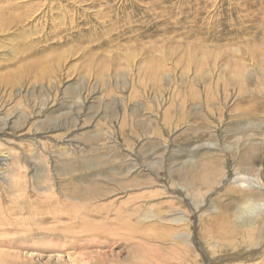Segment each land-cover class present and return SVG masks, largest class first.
<instances>
[{"label": "rangeland", "instance_id": "374dc122", "mask_svg": "<svg viewBox=\"0 0 264 264\" xmlns=\"http://www.w3.org/2000/svg\"><path fill=\"white\" fill-rule=\"evenodd\" d=\"M110 1L51 0L17 24L0 0V186L14 198L0 192V264H264V216L234 218L248 192L264 203L263 188L220 183L238 172L264 185V0ZM62 4L79 25L57 43ZM144 58L167 60L165 84L140 71ZM15 182L94 193L58 196L56 231L21 230L48 196Z\"/></svg>", "mask_w": 264, "mask_h": 264}, {"label": "bare ground", "instance_id": "6f19581e", "mask_svg": "<svg viewBox=\"0 0 264 264\" xmlns=\"http://www.w3.org/2000/svg\"><path fill=\"white\" fill-rule=\"evenodd\" d=\"M14 1V3H13V5H12V9H11V12H13L14 14H13V17H12V21H17V24L19 23V22H21V21H26L28 18H34V17H37L36 16V13L38 12V13H40V11L41 12H43L44 10V13L46 12V7L48 8V10H51L50 9V2H51V0H13ZM62 1H67L68 3H70V5L72 4L73 6L74 5H77L78 4V2H77V0H62ZM84 1V0H83ZM93 1V0H92ZM97 1H99V3L98 4H101L102 2H105L106 4H107V2L108 1H110V0H97ZM117 1H120V0H117ZM215 1V0H214ZM237 1H239V0H237ZM66 2V3H67ZM111 2V1H110ZM113 2V1H112ZM240 2H242L241 0H240ZM67 3V4H68ZM104 3V4H105ZM103 4V3H102ZM110 4V3H109ZM112 4H114V2L112 3ZM111 4V5H112ZM234 4V3H233ZM241 4V3H240ZM240 4H239V6H240ZM3 5H4V3H3ZM54 6V5H53ZM107 6V5H106ZM235 6H236V4H235ZM75 7V6H74ZM95 7V6H94ZM104 7V6H103ZM216 7L217 6H215V9H216ZM259 7V6H258ZM98 8H100V7H98ZM109 8V7H108ZM112 8V7H111ZM105 9H106V7H105ZM110 9V8H109ZM69 9H68V6L66 5V4H62V6H60V11H61V15H59V17H55L54 18V20L56 21V22H58V26H57V28H58V30H56V33L54 34V39H55V41L57 42V43H59V42H61V43H64V41H66L67 42V40H70V41H73L74 39V32H69L71 29H74L77 25H79V23H78V16H73V15H70V12L68 11ZM108 11V10H107ZM252 11V10H251ZM254 11V10H253ZM252 11V12H253ZM261 11V10H260ZM259 11V12H260ZM105 12V11H104ZM114 12V11H113ZM247 12V11H246ZM255 12V11H254ZM37 13V14H38ZM55 13V12H54ZM96 13V12H95ZM94 13V14H95ZM263 13V12H262ZM56 14V13H55ZM71 14H72V12H71ZM210 14V13H209ZM245 14V13H244ZM251 14V16H252V14L253 13H250ZM249 14V15H250ZM106 15V14H105ZM114 15V14H113ZM128 15V14H127ZM248 15V16H249ZM262 15V14H261ZM49 16V15H48ZM95 16V15H94ZM116 16V15H115ZM244 16H247L246 14L244 15ZM247 16V17H248ZM100 17V16H99ZM102 17L103 16H101V19H102ZM106 17V16H105ZM253 17V16H252ZM0 18H1V16H0ZM48 18V17H47ZM104 18V17H103ZM114 18V17H113ZM132 18V17H131ZM241 18V17H240ZM244 18V17H243ZM242 18V19H243ZM94 19V18H93ZM99 19V18H98ZM111 19V18H110ZM241 19V20H242ZM2 20V19H1ZM0 20V21H1ZM103 20V19H102ZM109 20V19H108ZM108 20H107V22H108ZM247 20V19H246ZM251 20V19H250ZM255 20V19H254ZM80 21V20H79ZM96 21V20H95ZM101 21V20H100ZM117 21V20H116ZM249 21V20H248ZM104 23V20L103 21H101V23ZM113 22H114V20H113ZM133 22V21H132ZM193 22V21H192ZM251 22V21H250ZM250 22H248V23H250ZM253 22H256V21H253ZM100 23V22H99ZM110 22H108V24H109ZM112 23V22H111ZM75 24H76V26H75ZM253 24V23H252ZM255 24V23H254ZM110 25V24H109ZM115 25V24H114ZM242 25H244V23L242 24ZM73 26H74V28H73ZM100 26V25H99ZM98 26V27H99ZM103 26V25H102ZM256 26H258V27H260V28H264V19H261L260 21H258V23L257 24H255L254 25V27H256ZM107 27V26H106ZM111 27V26H110ZM114 27V26H113ZM116 27V26H115ZM253 27V28H254ZM109 28V27H108ZM244 28V27H243ZM250 28V26L249 27H246V31H244L245 33H243L244 35H245V37H246V35L248 34L249 36H251L250 34L251 33H253V32H251V30L249 29ZM101 29V28H100ZM110 29V28H109ZM113 29V28H112ZM111 29V30H112ZM240 29H241V27H240ZM98 30V29H97ZM103 30V29H102ZM117 30V29H116ZM239 30V29H238ZM242 30V29H241ZM121 31V30H120ZM55 32V31H54ZM262 32V37H263V41H262V44L263 45H261L262 47H260V50H261V59H262V61H261V59L259 60V62H262V70H263V72H264V30H262L261 31ZM102 33V32H101ZM119 33V32H118ZM118 33H117V35H118ZM122 33V32H121ZM121 33L119 34L120 36H122L121 35ZM96 34H98V33H96ZM239 34V33H238ZM243 34L241 35V34H239V35H241V36H243ZM53 35V34H52ZM79 35V34H78ZM101 35H103V34H101ZM116 35V34H115ZM238 35V36H239ZM80 36V35H79ZM103 36H105V35H103ZM52 37V38H53ZM107 37H109V36H107ZM106 37V38H107ZM117 37V36H116ZM248 37V36H247ZM77 38V37H76ZM113 38V37H112ZM109 39H111V38H109ZM246 39V38H245ZM244 39V40H245ZM250 40H251V38H249ZM255 39V38H254ZM219 40V39H218ZM247 40V39H246ZM250 40H248L249 41V44H250ZM59 41V42H58ZM107 41H109V40H107ZM205 42H206V40H204ZM256 41V40H255ZM65 42V43H66ZM115 42V41H114ZM204 42V43H205ZM258 42H260V41H258ZM198 43V42H197ZM201 43V42H200ZM246 44H247V42H245ZM255 43V42H254ZM106 44H108V43H106ZM110 44H111V42H110ZM206 44V43H205ZM204 44V45H205ZM261 44V43H260ZM260 44H256L257 46L258 45H260ZM61 45H63V44H61ZM113 45V44H112ZM245 45V44H244ZM255 45V44H254ZM191 46V45H190ZM201 46H202V44H201ZM209 46V45H208ZM250 46H252L253 47V45H250ZM113 46H111V48H112ZM210 47V46H209ZM60 48H62L63 50L66 48V47H60ZM106 48H109V47H105V49ZM161 48V47H160ZM234 48V47H233ZM246 48V47H245ZM248 48L249 47H247V50H248ZM251 48V47H250ZM254 48V47H253ZM256 48V47H255ZM104 49V50H105ZM236 49H237V47H236ZM235 49V50H236ZM243 49V48H242ZM108 49H106V51H107ZM208 50V49H207ZM207 50H205V51H207ZM211 50V49H210ZM209 50V51H210ZM244 50V49H243ZM250 50V49H249ZM248 50V51H249ZM253 50V49H252ZM259 50V49H258ZM161 51V50H160ZM205 51L203 52V53H205ZM242 51V50H241ZM240 51V52H241ZM255 51V50H254ZM158 52V51H157ZM165 52H168V51H165ZM191 52V51H190ZM159 53V52H158ZM193 53V52H192ZM192 53H190V54H192ZM202 53V54H203ZM221 53V52H220ZM242 53H244V52H242ZM246 53V52H245ZM248 53V52H247ZM253 53H255V52H253ZM199 54V53H198ZM211 54L213 55V53L211 52ZM210 54V55H211ZM223 54V53H222ZM225 54V53H224ZM250 54V53H249ZM256 54V53H255ZM128 55V54H127ZM161 55V54H160ZM165 55V54H164ZM194 55V54H193ZM199 55H201V54H199ZM209 55V54H208ZM207 55V56H208ZM215 55V54H214ZM213 55V56H214ZM243 55V54H242ZM251 55H253L254 57H255V55L254 54H251ZM258 55H260V54H258ZM166 56H167V54H166ZM174 56V55H173ZM191 56V55H190ZM213 56H212V58H213ZM226 56V55H225ZM238 56V55H237ZM252 56V57H253ZM168 57V56H167ZM189 57V56H188ZM195 57V56H194ZM201 57V56H200ZM203 57V58H202ZM201 58H202V60L203 61H205V57L204 56H202ZM236 57V56H235ZM250 57V56H249ZM121 58H122V56H121ZM123 58H124V56H123ZM185 58V57H184ZM183 58V59H184ZM190 58V57H189ZM192 58H193V56H192ZM200 58V59H201ZM211 58V57H210ZM237 58V57H236ZM242 58V57H241ZM111 59H112V57H111ZM128 59V58H127ZM159 59V58H158ZM156 60V59H153V58H147V59H145L144 58V61L143 60H141V61H143V64L142 65H138L139 66V69H140V71L142 72H146L150 77H154L155 79H156V81L160 84V83H163V84H165L166 82H164V80L162 79V75L161 74H164L165 72L164 71H169V67L167 66L166 67V63H167V60L166 59H161V60ZM173 59V58H172ZM181 59V58H180ZM221 59H223V58H221ZM239 59V58H238ZM237 59V60H238ZM251 59V58H250ZM253 59V58H252ZM255 59H256V57H255ZM254 59V60H255ZM124 60V59H123ZM185 60V59H184ZM183 60V61H184ZM201 60V61H202ZM209 60V59H208ZM240 60V59H239ZM244 60V59H243ZM169 61V60H168ZM186 61V60H185ZM184 61V62H185ZM198 61V63H196V61L195 62H193V64L194 63H196L195 65H196V67H197V64L199 65L200 64V60H197ZM202 61V62H203ZM212 61V60H211ZM211 61H210V64H211ZM241 61V60H240ZM251 61V60H250ZM257 61V60H256ZM122 63H124L123 61H121ZM125 62H126V59H125ZM205 62H207V61H205ZM209 62V61H208ZM252 62V61H251ZM255 62V61H254ZM258 62V61H257ZM169 63V62H168ZM189 63V61L187 62V64ZM214 63V62H213ZM218 63H220V61L218 62ZM223 63H224V60H223ZM125 64V63H124ZM129 64V63H128ZM128 64H127V62H126V64L124 65V66H122V69H124V70H126V71H128V69H132L131 67L132 66H134V65H131V67H129L128 66ZM215 64V63H214ZM221 64V63H220ZM224 64H226V63H224ZM227 64H229V63H227ZM260 64H259V66H260ZM211 65H213V64H211ZM231 65V64H230ZM230 65H228V66H230ZM237 65V64H236ZM253 65V64H252ZM251 65V66H252ZM200 66V65H199ZM118 68H120L121 66L119 65V66H117ZM129 67V68H128ZM203 67H204V64H203ZM202 67V69H204ZM206 67H208V66H206ZM216 67H219L218 66V64L216 65ZM258 67V66H257ZM117 68V69H118ZM228 68V67H227ZM255 68V67H254ZM135 69V68H134ZM213 69H214V67H213ZM217 69V68H216ZM226 69V68H225ZM259 69H260V67H259ZM258 69V70H259ZM234 70V69H233ZM237 70V69H236ZM249 70H250V68H249ZM131 71V70H130ZM202 71V70H201ZM207 71H208V69H207ZM247 71H248V69H247ZM251 71H252V69H251ZM206 72V71H205ZM253 72V71H252ZM260 72V71H259ZM199 73V72H198ZM202 73V72H201ZM201 73H199V78L197 79V80H199L198 82H197V80H196V82H195V84L196 85H198V84H202V82H203V75H201ZM236 73V72H235ZM248 73H249V71H248ZM255 73V72H254ZM257 73V72H256ZM168 74V73H167ZM205 74V73H204ZM209 74V73H208ZM221 74V73H220ZM263 74V73H262ZM123 75V74H122ZM165 75V74H164ZM255 75V74H254ZM120 76V75H119ZM206 77V76H205ZM165 79V78H164ZM168 80V79H167ZM102 83H103V81H102ZM172 84V82H171V80L170 81H168L167 82V85L168 84ZM145 84V83H144ZM143 85V84H142ZM248 169H249V167H248ZM240 172V171H239ZM257 173V172H256ZM243 174V173H242ZM244 174H245V176H246V174L247 173H245L244 172ZM241 175V174H240ZM239 175V173L237 172L236 173V177H234L233 179H230V178H228L227 177V175L226 174H224L223 176H222V178H221V181H220V183H230V182H234V183H236L238 186H240V187H244V188H247V187H250L251 186V181L255 184V185H257L258 186V188L260 187V188H263V190H264V185H263V182L262 181H260V178L257 176L256 177V175H255V177L256 178H253V179H251V180H248L247 178H243L242 176H240ZM258 175V174H257ZM235 176V175H234ZM253 176V175H252ZM240 177H242L243 179L241 180V178ZM236 179V180H235ZM248 180V181H247ZM18 182H15V183H13V185H12V188H14L13 189V191H17V192H20V194L22 193H24V195H23V197H29V195L28 194H33V195H46V196H48L46 199H44L43 201H42V205L41 204H39V203H37L38 204V206H40V207H37L36 205H32V203H30L31 205H32V207H34V210L32 211V212H28L29 214H27L26 216H24L23 218H19V219H17L15 222H16V224L19 226V228H21V230H25L26 228H27V230H29V228L30 229H32V227L34 226V225H39V227H41L43 230H45V231H47V232H50V231H53V230H57V228H55V225L54 224H56L57 225V223H62L63 221H62V219L64 218V217H62V214H64V212H65V210H66V205H65V203L63 202V198H65V199H84V198H86V193H90V192H92L91 191V189H90V191H87V192H85L84 190V192L83 191H81L80 189L79 190H73L71 193H70V195H69V193L67 192L68 190H66V192L63 190V189H61L60 187L59 188H57V187H55V186H52V185H50V184H43V182H40V183H37V184H35V185H28L27 183H22V184H17ZM251 183V184H250ZM253 185V184H252ZM255 185H253V186H255ZM69 188V187H68ZM67 188V189H68ZM251 188V187H250ZM253 188V187H252ZM251 188V189H252ZM255 188V187H254ZM253 188V189H254ZM72 189V188H71ZM100 189V188H99ZM177 189L179 190H181V194H189L190 192H188V187L186 186V187H177ZM243 189V188H242ZM10 191V190H9ZM69 191H70V189H69ZM241 191V190H240ZM248 191H250V189L248 190ZM0 192H3V193H5L4 194V196H5V198L6 199H10V201H13V197H11V195H10V193H8L7 192V188H5V187H3V186H0ZM99 192V191H98ZM2 193V194H3ZM49 193H51V194H53L52 196L49 194ZM94 192H92V194H93ZM27 194V195H26ZM95 194H96V192H95ZM239 194V193H238ZM244 194V193H243ZM246 194V196H247V193H245ZM253 193L251 192V193H249L248 192V196H247V198L246 197H244V198H246L244 201H243V204H242V206H239L238 205V207H236V210H235V215H234V218L236 219V221H237V223H242V225L243 226H246V227H248V226H251V223H250V221H251V219H253V217L254 216H264V203L262 202V199L261 198H256L257 197V195H259V194H257L256 196H253L252 195ZM61 195V196H60ZM72 195V196H71ZM90 195V194H89ZM206 195V194H205ZM254 195H255V193H254ZM17 196H19V195H17ZM62 197V201L61 200H59L60 198L59 197ZM240 197L242 196L241 194L239 195ZM16 198V197H15ZM51 198H55V200H52ZM57 198V199H56ZM59 198V199H58ZM242 198V197H241ZM0 199H2V198H0ZM259 199V200H258ZM260 199H261V202H260ZM3 200V199H2ZM53 201V203L54 204H52V201ZM2 202H4V201H2ZM6 202V201H5ZM69 205H71V204H69ZM2 206H4V205H2ZM2 206H0V211H1V207ZM71 207V206H70ZM81 207V206H80ZM80 207H78V209H80ZM22 209V208H21ZM84 209V208H83ZM20 211V210H19ZM25 211V210H24ZM24 211H21L20 213H22V212H24ZM79 211V210H78ZM66 212H67V210H66ZM26 213V212H25ZM70 213V212H69ZM74 213H75V211H74ZM82 213V212H81ZM88 213V212H87ZM84 214V213H83ZM47 215H50V216H47ZM72 215H73V213H72ZM71 215V216H72ZM230 215V214H229ZM67 216V215H66ZM143 216H145V215H143ZM142 216V217H143ZM13 217V216H12ZM68 217V216H67ZM79 217V216H78ZM68 218H71V217H68ZM72 218H75V214H74V216L72 217ZM85 220H87V218L89 219V217H86L85 216ZM145 218H146V216H145ZM97 219H98V216H97ZM100 219V218H99ZM68 220V219H67ZM81 220H82V218H81ZM1 221V220H0ZM11 221V220H10ZM65 221V220H64ZM13 222V221H12ZM69 222H70V220H69ZM89 222V221H88ZM3 223V222H2ZM9 223V222H8ZM67 222H65V224H66ZM4 224V223H3ZM6 224H7V222H6ZM63 224V223H62ZM64 224V225H65ZM68 224V223H67ZM80 224V223H79ZM88 224H90V223H87V225ZM10 225V224H9ZM36 225V226H37ZM60 225V224H59ZM59 225H57V226H59ZM69 225V224H68ZM84 225V224H83ZM36 226H35V228H36ZM85 227H86V225H84ZM89 226V225H88ZM59 227H61V226H59ZM64 227H68L67 225L66 226H64ZM70 227V226H69ZM85 227H84V229H85ZM3 228V227H2ZM90 228V227H89ZM88 228V229H89ZM13 229V228H12ZM87 229V228H86ZM85 229V230H86ZM26 230V231H27ZM81 230H82V228H81ZM90 230V229H89ZM64 232V231H63ZM24 233H25V231H24ZM59 233H60V231H59ZM253 234L254 233H252L251 235L253 236ZM254 235H256L255 237H256V239H259V238H261L259 235H257V234H254ZM98 236V235H97ZM73 237V236H72ZM86 237V236H85ZM102 236H100V238H101ZM188 237H190V234H188ZM254 237V238H255ZM78 238V237H77ZM94 238H97V237H94ZM250 238H251V236H250ZM98 239V238H97ZM102 239V238H101ZM99 241H100V239H99ZM253 241V240H252ZM255 241V240H254ZM87 242V241H86ZM98 242V241H97ZM12 243V242H11ZM100 243V242H99ZM103 243V241L101 242V244ZM92 244V243H91ZM31 246V245H30ZM65 246H66V244H65ZM87 248V247H86ZM3 252V251H2ZM85 253V252H84ZM4 254H6V253H4ZM100 254V253H99ZM17 256V255H16ZM87 256V255H86ZM99 256V255H98ZM104 257H107V256H104ZM232 258V257H231ZM236 259V258H235ZM224 261H228L227 259H225Z\"/></svg>", "mask_w": 264, "mask_h": 264}]
</instances>
